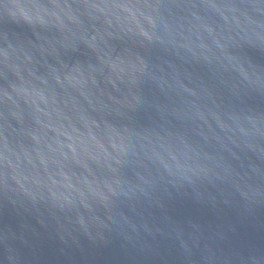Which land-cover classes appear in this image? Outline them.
Instances as JSON below:
<instances>
[{"label":"water","instance_id":"1","mask_svg":"<svg viewBox=\"0 0 264 264\" xmlns=\"http://www.w3.org/2000/svg\"><path fill=\"white\" fill-rule=\"evenodd\" d=\"M46 4L0 6V264H264V0H154L167 98L123 129L119 9Z\"/></svg>","mask_w":264,"mask_h":264},{"label":"clouds","instance_id":"2","mask_svg":"<svg viewBox=\"0 0 264 264\" xmlns=\"http://www.w3.org/2000/svg\"><path fill=\"white\" fill-rule=\"evenodd\" d=\"M6 0H0V6L4 5ZM9 3L14 0H8ZM44 5L42 11L47 12L46 0H40ZM89 2V0H85ZM102 3H108V0H101ZM119 12H111L117 21V31L112 33L114 38L120 43L117 48L121 50V54L115 58L108 56L103 61L108 68L113 82L117 85V92L122 99H117L114 109V115L121 121V128H125L129 123L135 124L137 127L141 125V115L146 114L147 110L167 97L163 96V90L153 75L155 67V43L158 41L149 39L148 22L150 19V9L153 7L154 0H113ZM148 5L142 8L139 5ZM40 10V9H39ZM104 11V9H100ZM41 11V10H40ZM9 14L13 13L11 8L8 9ZM52 12L51 15H54ZM111 26L112 21H108ZM40 30V29H39ZM211 31V29H209ZM95 40V37L92 38ZM13 41V37L9 35V42ZM231 60L232 58L229 57ZM259 75V69L256 70ZM227 78L232 80L231 86L222 87V96L231 97L240 104L244 103L245 97L241 93H259L260 90L255 86V82L247 75L239 73L244 79L240 80L239 76L232 75L225 68ZM203 82V80H201ZM139 103H134L135 101ZM116 143H111L114 151H118V145L121 142L120 135ZM111 141V137H110ZM134 150V145L131 146Z\"/></svg>","mask_w":264,"mask_h":264}]
</instances>
